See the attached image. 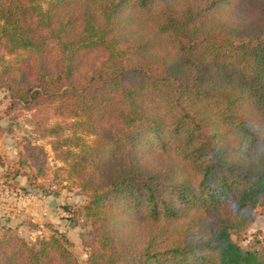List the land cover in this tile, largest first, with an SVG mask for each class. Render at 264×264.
I'll return each mask as SVG.
<instances>
[{
    "label": "trees",
    "instance_id": "trees-1",
    "mask_svg": "<svg viewBox=\"0 0 264 264\" xmlns=\"http://www.w3.org/2000/svg\"><path fill=\"white\" fill-rule=\"evenodd\" d=\"M0 88L87 196L84 263L57 229L0 264H264V0H0Z\"/></svg>",
    "mask_w": 264,
    "mask_h": 264
},
{
    "label": "rangeland",
    "instance_id": "rangeland-1",
    "mask_svg": "<svg viewBox=\"0 0 264 264\" xmlns=\"http://www.w3.org/2000/svg\"><path fill=\"white\" fill-rule=\"evenodd\" d=\"M10 104V93L0 88V201L25 206L32 199L31 204L34 202L36 205V213L33 215L40 218L24 223L22 220L27 217L17 214L18 218L14 220L13 226L0 223V233L5 227H12L25 238L35 240L38 236H49L57 229L68 236L71 241L70 249L84 263L88 256L84 239L91 230V224L84 215L87 196L67 178L66 172L61 168L63 162L56 159L53 152L47 175L40 178L45 190L29 185L24 173L30 168L19 164L20 153L28 138L50 150L49 139L39 136L35 131L34 111L11 108ZM16 212L20 213V210ZM257 213L255 221L247 229L233 236L245 247L256 240H264V208H260ZM54 218L60 220L59 228L56 227Z\"/></svg>",
    "mask_w": 264,
    "mask_h": 264
},
{
    "label": "crops",
    "instance_id": "crops-1",
    "mask_svg": "<svg viewBox=\"0 0 264 264\" xmlns=\"http://www.w3.org/2000/svg\"><path fill=\"white\" fill-rule=\"evenodd\" d=\"M31 200L32 199H29L30 204L26 203L25 206H18L16 203H12L11 201L7 204L0 201V223L2 225L13 226L15 223L14 220L18 218L17 214H19V216H24V217L29 218V219L27 218L23 219L22 221L24 223H27V221H29L30 219L37 220L38 218H40L38 216L33 215V213H36L35 211L36 205L34 202L31 204ZM1 209L3 211H1ZM16 210H20V213L16 212ZM59 221L60 220L58 218H54V222L56 223L55 225L58 228L61 225V222Z\"/></svg>",
    "mask_w": 264,
    "mask_h": 264
}]
</instances>
